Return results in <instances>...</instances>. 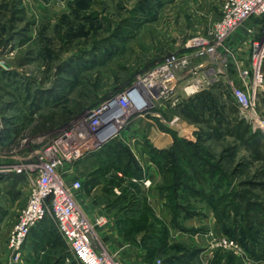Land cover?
I'll return each mask as SVG.
<instances>
[{
  "label": "rangeland",
  "instance_id": "374dc122",
  "mask_svg": "<svg viewBox=\"0 0 264 264\" xmlns=\"http://www.w3.org/2000/svg\"><path fill=\"white\" fill-rule=\"evenodd\" d=\"M214 2L215 17L207 22L206 0H0V166L36 159L54 137L84 130L93 109L161 65L178 77L182 68L171 62L186 58L184 66L194 67L209 60L188 56L186 44L216 42L211 28L220 3ZM255 24L240 56L225 41L218 45L228 65L220 66L224 75L209 90L183 94L175 106L170 98L158 100L153 116L131 115L123 137L92 148L73 168L83 189L92 182L106 194L117 185L114 165L134 176L140 208L118 213L121 228L153 264H264V161L251 153L248 135L231 128L243 121L264 139V18ZM252 42L258 43L255 69ZM229 84L245 92L246 110ZM128 186L120 184L124 194ZM115 199L118 212L130 201ZM156 200L163 207L158 223L155 214L140 222ZM7 215L0 206V219ZM45 221L55 228L52 215ZM148 223L154 224L150 233L143 231ZM10 225L4 224L2 239ZM58 245L59 253L47 249L32 260L24 252L21 264H77Z\"/></svg>",
  "mask_w": 264,
  "mask_h": 264
},
{
  "label": "built area",
  "instance_id": "2783aa9c",
  "mask_svg": "<svg viewBox=\"0 0 264 264\" xmlns=\"http://www.w3.org/2000/svg\"><path fill=\"white\" fill-rule=\"evenodd\" d=\"M219 3L220 19L211 28L216 42L208 44L203 41L194 45L189 40L186 44L191 51L188 56L208 57L206 64L184 66L188 62L186 58L171 62V65L182 68L178 77L170 72L167 64L161 65L93 109L84 130H73L54 137L36 159L28 158L18 166H0V175H22L27 188L26 203L18 212L7 237L5 264L22 263L24 244L31 229L48 214L52 215L57 234L77 264H122L115 253L95 246L97 229L105 224L106 219L100 216L90 220L80 209L75 194L82 191L83 181L73 168L92 148L123 137L124 127L121 126L131 115L134 118L148 114L153 116L151 110L158 100L170 98L169 103L175 106L180 103L183 94L187 98L207 91L224 75L220 66H227L228 63L227 58L219 54L220 44L249 18L256 17L258 21L264 18V0H219ZM252 43L251 58L255 69L259 61V54L255 52L258 43ZM240 72L248 75L245 70ZM229 86L234 101L240 109L246 110L248 98L245 92ZM156 113L162 116L163 110L159 108Z\"/></svg>",
  "mask_w": 264,
  "mask_h": 264
},
{
  "label": "crops",
  "instance_id": "0c3cea01",
  "mask_svg": "<svg viewBox=\"0 0 264 264\" xmlns=\"http://www.w3.org/2000/svg\"><path fill=\"white\" fill-rule=\"evenodd\" d=\"M176 1L182 2L183 0ZM191 1L201 3V0ZM206 1L207 4L204 7V12L208 17L207 22H209L213 17H215V9L217 8H213V6L210 4L211 1H213V3L215 4V0ZM217 2L219 1L217 0ZM217 12H220V8L219 10H217ZM257 21L258 20L256 19L252 22L250 20L245 21L229 36V38L224 42L223 46H227L229 48L231 47L235 51V54L237 52L238 56H240V54L244 52L243 48L246 43L244 35L246 33H249V30L257 27V24H255L257 23ZM238 52L241 53L239 54ZM239 59L241 60L242 57ZM207 62L208 60L204 61L202 64H206ZM151 129L157 130L155 126H152ZM141 168L144 172V168ZM113 175L122 177V173L118 171H114ZM116 190L118 189L116 187H113L111 193L106 194L104 192H100L98 185H88L86 189H83L81 192L75 194V199L80 209L87 218H89L90 220H94L97 217L103 216L106 219L105 224L97 229L95 246H97V248L99 249H104L109 252L115 253L122 264H153L152 262H148L147 260H145V253L137 244H135V242H139L137 238L133 239L131 236H129V238L124 236V231L121 228V220L118 214L122 211V209H120L118 212L117 209L111 206V203H113L114 199L117 197L115 193H117L118 191L116 192ZM106 197H108L107 200ZM26 199L27 188L25 186V180L22 175H17L15 173L0 175V206L7 212H9V215H7V219L6 217L0 219V233H3L4 231V224H15L16 219L14 217V213L18 212L20 208L25 205ZM150 207L152 208L155 216L157 218L160 217L163 207L158 206V200H156L155 204H151ZM12 225H10V227ZM50 227L52 226H49L44 219L41 223L31 229V232L29 233L24 244L25 254H30L29 260H32L33 257L40 258L47 249H52L56 253H59V243L61 244L60 246L62 248L66 247L63 240H61L57 232H55L56 228L52 229ZM6 241L7 240L0 237V264L6 263ZM40 243L43 244L42 247H44V250L39 249L38 251L34 252V246L37 245L38 247H40Z\"/></svg>",
  "mask_w": 264,
  "mask_h": 264
},
{
  "label": "trees",
  "instance_id": "16d2710c",
  "mask_svg": "<svg viewBox=\"0 0 264 264\" xmlns=\"http://www.w3.org/2000/svg\"><path fill=\"white\" fill-rule=\"evenodd\" d=\"M211 106H212V109L214 110L213 103L211 104ZM242 125H244V122L243 121H239L237 123L235 121L233 123V126H231V128L239 136H240V133L241 134L243 133L245 136L248 135L244 139H246V142H248L249 145H252L253 146V148L249 146L250 149H251V153H254L255 156L261 157L260 159H262L264 161V139H263V136L259 132L252 133L250 131V129H249L248 126H245L244 125V127H243ZM231 135H232V133H231ZM244 135L242 137H244ZM163 153L164 152H159L157 150L154 151V154L155 155H160V154H163ZM130 163H131L130 160H128L127 163H126V169L127 170H129L128 168H130L129 167L130 166ZM120 166L119 165H114V167H115L114 169L116 171H118V172H121L122 173V177H118L117 175H114V177L112 178V180L114 181V183H115V181L117 182V185L116 184H112V188L113 187H116L117 189L120 190L119 195L115 199V202L118 204L121 201H123L125 198H128V199L130 198L129 199L130 201L128 202V205L123 206V207H120V209H122L124 211V210L129 209V207H133V206H130V205H135V208H137L136 211H138V209L140 208V206H139L140 205V202L138 200H136V198H137L136 195H137V192H139V191H138L137 185L136 184H133L134 182L131 181L134 176L131 175V173H128L125 170L124 166H122V164ZM120 168H124V170L122 171ZM212 171H214V169H212ZM177 180H178V182H175V183L179 184L180 183V179H177ZM126 181L129 184V186H128V189L129 190H128V192H126V194H124V191L120 188V184H124V183H126ZM91 183L92 182L85 183V189L87 188L88 185L91 186ZM82 190H83V188H82ZM147 214L154 215V212H153V210H152V208L150 206H148L146 209H144V213L142 214V217H141L140 222L147 223V221H148L147 220ZM156 220H157V217H156ZM157 223H158V220H157ZM160 224H162V226H163V223H160ZM153 225L154 224H152V223H148L147 226L143 229V231L144 232H148V233L152 232L153 231V228H154ZM140 228L141 227H139V230H140ZM124 236H126L127 238H129L128 229L125 230ZM161 242H162L163 245H166V239L165 238H163L161 240ZM135 243L137 244V242H135ZM160 248H161V246L160 247H152V249L154 250V252H158L160 250ZM145 260H147L148 262H151V260L148 259L146 256H145Z\"/></svg>",
  "mask_w": 264,
  "mask_h": 264
},
{
  "label": "bare ground",
  "instance_id": "6f19581e",
  "mask_svg": "<svg viewBox=\"0 0 264 264\" xmlns=\"http://www.w3.org/2000/svg\"><path fill=\"white\" fill-rule=\"evenodd\" d=\"M157 139V138H156Z\"/></svg>",
  "mask_w": 264,
  "mask_h": 264
}]
</instances>
